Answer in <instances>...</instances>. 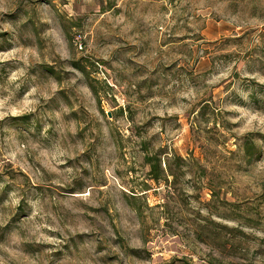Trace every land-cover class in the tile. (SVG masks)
I'll return each instance as SVG.
<instances>
[{
	"label": "rangeland",
	"instance_id": "obj_1",
	"mask_svg": "<svg viewBox=\"0 0 264 264\" xmlns=\"http://www.w3.org/2000/svg\"><path fill=\"white\" fill-rule=\"evenodd\" d=\"M0 264H264V0H0Z\"/></svg>",
	"mask_w": 264,
	"mask_h": 264
},
{
	"label": "trees",
	"instance_id": "obj_2",
	"mask_svg": "<svg viewBox=\"0 0 264 264\" xmlns=\"http://www.w3.org/2000/svg\"><path fill=\"white\" fill-rule=\"evenodd\" d=\"M52 73L53 70H50ZM245 153L247 154L248 157H250L251 159H253L255 153H257L258 148H256L254 146V144L252 142H246L245 144ZM149 164L151 165V174L154 176V179L157 180L158 176H155V172H156V164H154V161L152 159L148 160Z\"/></svg>",
	"mask_w": 264,
	"mask_h": 264
},
{
	"label": "water",
	"instance_id": "obj_3",
	"mask_svg": "<svg viewBox=\"0 0 264 264\" xmlns=\"http://www.w3.org/2000/svg\"><path fill=\"white\" fill-rule=\"evenodd\" d=\"M110 116V115H109Z\"/></svg>",
	"mask_w": 264,
	"mask_h": 264
}]
</instances>
